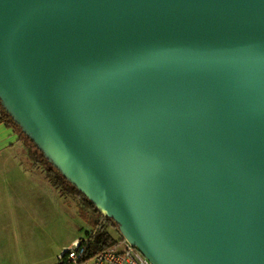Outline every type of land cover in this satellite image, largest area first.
I'll use <instances>...</instances> for the list:
<instances>
[{
	"label": "water",
	"instance_id": "95a60500",
	"mask_svg": "<svg viewBox=\"0 0 264 264\" xmlns=\"http://www.w3.org/2000/svg\"><path fill=\"white\" fill-rule=\"evenodd\" d=\"M0 103L153 264H264V0H0Z\"/></svg>",
	"mask_w": 264,
	"mask_h": 264
},
{
	"label": "rangeland",
	"instance_id": "374dc122",
	"mask_svg": "<svg viewBox=\"0 0 264 264\" xmlns=\"http://www.w3.org/2000/svg\"><path fill=\"white\" fill-rule=\"evenodd\" d=\"M20 139L19 148L0 155V209H11L12 214L18 215L14 218L18 223L12 227L17 257L27 263L51 264L56 260L59 242L67 239L82 221L77 215L80 201L50 183L40 157L34 161L29 156V138L23 133ZM23 203L46 213L43 217L46 223L39 225L35 219L24 216L19 210L22 206H17ZM108 230L120 238L119 228L108 227Z\"/></svg>",
	"mask_w": 264,
	"mask_h": 264
},
{
	"label": "crops",
	"instance_id": "0c3cea01",
	"mask_svg": "<svg viewBox=\"0 0 264 264\" xmlns=\"http://www.w3.org/2000/svg\"><path fill=\"white\" fill-rule=\"evenodd\" d=\"M21 134H23L22 131H20L15 123L8 119V117H0V155L10 154L12 149L19 148ZM17 206H22L19 210L23 211V215L30 217L31 220L35 219L37 224L44 225L46 223V220L43 219L46 213L42 210L31 208L30 205L28 207L25 203H23V205L17 204ZM12 212L11 209H0V264H38L34 262L27 263L22 258L17 257L18 253L14 246L15 237L12 232V227L18 223V221L14 219L15 216L18 215L12 214ZM86 226L87 228H85ZM75 229L76 230L71 233L67 239H62V241L59 242L60 244L56 250V256H54L56 260H53L51 264L57 263V256L60 255L64 248L72 245L77 240H81L86 236L87 232L91 231V227L83 220L77 223Z\"/></svg>",
	"mask_w": 264,
	"mask_h": 264
},
{
	"label": "trees",
	"instance_id": "16d2710c",
	"mask_svg": "<svg viewBox=\"0 0 264 264\" xmlns=\"http://www.w3.org/2000/svg\"><path fill=\"white\" fill-rule=\"evenodd\" d=\"M0 117H8L14 122L12 117L6 112L0 103ZM15 123V122H14ZM20 129V127L15 123ZM20 131H22L20 129ZM24 133V132H22ZM25 134V133H24ZM26 135V134H25ZM27 136V135H26ZM28 137V136H27ZM29 138V137H28ZM30 140L29 156L36 161L37 157H40V161L46 168V176L50 183L55 187H62L64 190L70 192L74 197L80 201V207L77 210L78 216L85 221L90 227L91 231L87 232L88 238L86 244V253L84 256L91 257L104 249L113 245L117 240L114 235L108 230V227H117L118 224L110 217L102 214L101 211L82 193L80 192L69 180L63 175L53 164L46 158L41 150H39L35 144ZM123 236L121 235L120 238ZM58 264V263H56Z\"/></svg>",
	"mask_w": 264,
	"mask_h": 264
},
{
	"label": "built area",
	"instance_id": "2783aa9c",
	"mask_svg": "<svg viewBox=\"0 0 264 264\" xmlns=\"http://www.w3.org/2000/svg\"><path fill=\"white\" fill-rule=\"evenodd\" d=\"M88 238L75 241L64 248L57 260L58 264H153L140 249L126 238H118L110 247L98 254L86 257Z\"/></svg>",
	"mask_w": 264,
	"mask_h": 264
}]
</instances>
